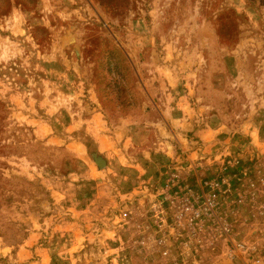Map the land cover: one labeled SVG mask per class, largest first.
<instances>
[{
    "label": "rangeland",
    "instance_id": "374dc122",
    "mask_svg": "<svg viewBox=\"0 0 264 264\" xmlns=\"http://www.w3.org/2000/svg\"><path fill=\"white\" fill-rule=\"evenodd\" d=\"M174 171L228 240L181 250ZM263 180L264 0H0V264H264Z\"/></svg>",
    "mask_w": 264,
    "mask_h": 264
},
{
    "label": "built area",
    "instance_id": "2783aa9c",
    "mask_svg": "<svg viewBox=\"0 0 264 264\" xmlns=\"http://www.w3.org/2000/svg\"><path fill=\"white\" fill-rule=\"evenodd\" d=\"M194 180L195 185H189L186 181L182 186L178 182V173L174 171L169 173L170 184H165L164 187L166 192L167 188L172 190L165 211L169 213L166 226L176 232L175 238L179 240L181 250L184 252L191 249L196 252L198 249L211 247L220 239L228 240L227 224L217 212L221 186L225 181L198 176H195ZM236 202L239 203L240 200ZM153 242L155 246L167 247L163 237L157 236Z\"/></svg>",
    "mask_w": 264,
    "mask_h": 264
}]
</instances>
